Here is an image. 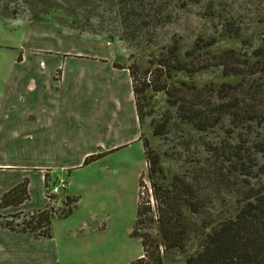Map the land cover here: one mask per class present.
I'll list each match as a JSON object with an SVG mask.
<instances>
[{
	"label": "rangeland",
	"instance_id": "374dc122",
	"mask_svg": "<svg viewBox=\"0 0 264 264\" xmlns=\"http://www.w3.org/2000/svg\"><path fill=\"white\" fill-rule=\"evenodd\" d=\"M0 15V80L9 77L10 63L38 56L51 62L111 57L116 68H128L140 89L142 139L157 155V170L152 176L147 157L133 160L126 149L123 157L70 175L82 197L69 222L99 230L86 252L98 253L104 264H131L142 255L140 240L130 232L138 204L154 203L152 180L165 185L179 177V185L190 183L188 192L201 200L199 213L184 209L190 226L185 249L171 250L164 264H184L202 231L264 195V55L256 54L264 48V0H88L86 10ZM61 71L53 75L57 82ZM5 146L0 157L18 165L0 166L4 186L19 171L37 172L27 165L25 146ZM44 173L43 191L68 176L53 168ZM68 188L45 201L54 211L51 227L57 237L67 223L58 215L68 207ZM3 190L0 198L9 188ZM35 210L0 209V222L21 223ZM144 229L157 233L155 225Z\"/></svg>",
	"mask_w": 264,
	"mask_h": 264
},
{
	"label": "crops",
	"instance_id": "0c3cea01",
	"mask_svg": "<svg viewBox=\"0 0 264 264\" xmlns=\"http://www.w3.org/2000/svg\"><path fill=\"white\" fill-rule=\"evenodd\" d=\"M33 59L36 60L10 63L9 77L0 80V147L7 143L11 148L15 144L25 146L27 165L38 168L35 173L31 169L25 174L19 171L10 185L0 181L3 190L27 179L30 195L16 206L0 209L8 213L43 208L47 168L68 174V195L76 197L77 202L65 217L67 223L63 232H58L60 237L54 236L52 227L50 237L38 238L32 232L13 231L0 222V264H104L98 253L86 252L93 247L99 230L84 228L87 222H69L82 197L75 175H70L126 149L133 160L146 161L130 72L128 68H116L111 57L108 61L62 62L58 57V61L51 62L39 61L40 56ZM13 67L19 69L13 72ZM60 69L57 82L53 75ZM99 153L100 157L85 162L88 156ZM2 158L0 166L18 165ZM139 173L140 170L137 178Z\"/></svg>",
	"mask_w": 264,
	"mask_h": 264
},
{
	"label": "trees",
	"instance_id": "16d2710c",
	"mask_svg": "<svg viewBox=\"0 0 264 264\" xmlns=\"http://www.w3.org/2000/svg\"><path fill=\"white\" fill-rule=\"evenodd\" d=\"M86 6L88 0H0V13L4 16H15L29 12L33 17H44L53 9L74 12L76 9L86 10ZM256 54L264 55V48H259ZM144 80L145 84L150 81L146 77ZM133 90L141 118L138 98L140 89L135 83ZM143 143L149 171L153 176L157 170V155L149 147L147 138H143ZM260 146L264 149V143ZM100 156V153L92 154L85 159V162L88 163ZM178 178L165 185L152 180L150 190L154 203L151 204L147 200L146 203L138 204L130 237L140 240L143 253L131 264H164V256L171 250L185 249L190 226L186 221L184 209L199 213L201 200L195 197L193 192H188L192 190L190 183L183 180L182 185H179ZM27 185V180H24L6 191L0 198V207L18 205L28 199ZM76 202V197L67 195L68 207L58 216H68L75 206L73 203ZM54 215L52 208L46 205L25 216L29 218L23 219L21 223L15 224L6 219L1 222L13 231H29L36 237L43 238L51 236L50 229ZM149 225H155L156 235L151 231L143 230L147 226L149 228ZM200 235L197 248L191 253H186L184 264H264V195L257 197L254 202H246L235 216L220 220L210 231H202Z\"/></svg>",
	"mask_w": 264,
	"mask_h": 264
},
{
	"label": "built area",
	"instance_id": "2783aa9c",
	"mask_svg": "<svg viewBox=\"0 0 264 264\" xmlns=\"http://www.w3.org/2000/svg\"><path fill=\"white\" fill-rule=\"evenodd\" d=\"M67 181L63 178H58L54 183L44 190V197L46 202L49 203L54 196L61 193L63 190L67 189Z\"/></svg>",
	"mask_w": 264,
	"mask_h": 264
}]
</instances>
